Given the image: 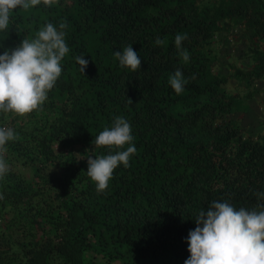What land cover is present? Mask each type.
Instances as JSON below:
<instances>
[{
	"label": "trees",
	"instance_id": "trees-1",
	"mask_svg": "<svg viewBox=\"0 0 264 264\" xmlns=\"http://www.w3.org/2000/svg\"><path fill=\"white\" fill-rule=\"evenodd\" d=\"M61 22L69 53L46 101L23 117L0 113L16 136L0 154V264H185L200 210L214 201L264 210V135L232 124L242 98L225 89L264 82V0H41L12 13L0 55ZM223 32L250 58L227 76L214 72L211 52ZM176 34L187 35L186 63ZM129 45L136 72L114 55ZM177 70L179 95L168 82ZM117 117L130 123L136 151L97 192L87 158L115 154L94 140Z\"/></svg>",
	"mask_w": 264,
	"mask_h": 264
},
{
	"label": "clouds",
	"instance_id": "clouds-1",
	"mask_svg": "<svg viewBox=\"0 0 264 264\" xmlns=\"http://www.w3.org/2000/svg\"><path fill=\"white\" fill-rule=\"evenodd\" d=\"M53 0H43L50 6ZM41 3V0H0V32L9 29L12 13L20 8L28 10ZM66 24L61 22L58 30L52 23L41 28L33 39H23L20 46L11 52L5 50L0 55V113H11L23 117L38 110L47 99L62 73L61 61L69 53L65 42ZM186 34H176L175 46L186 63L190 55L181 49ZM165 42L159 38L156 46ZM121 68L131 72L140 69L141 59L131 45L122 52L114 53ZM79 71L84 73L88 61L77 56ZM180 70L169 78V85L179 95L184 90L185 81ZM129 103L131 101L129 100ZM16 139L12 129L0 127V154L6 144ZM130 123L117 117L113 125L105 127L95 137L97 148H107L115 154L97 155L87 158L86 174L96 186L97 192L109 186L115 169L129 166V158L136 148ZM128 146L126 150L123 149ZM58 147V146H57ZM8 171L3 155H0V178ZM264 197V192L259 194ZM264 209V205L259 206ZM196 228L188 234L189 258L185 264H264V210H237L229 202H212L207 210H200L195 218Z\"/></svg>",
	"mask_w": 264,
	"mask_h": 264
},
{
	"label": "rangeland",
	"instance_id": "rangeland-1",
	"mask_svg": "<svg viewBox=\"0 0 264 264\" xmlns=\"http://www.w3.org/2000/svg\"><path fill=\"white\" fill-rule=\"evenodd\" d=\"M212 1L206 0L208 3ZM238 38L232 33L214 34L211 52L216 57V65L213 69L216 74L230 75L235 69H244L250 62L245 51L246 47ZM232 81L225 84V89L229 92H236L242 100L227 114V117L232 124L242 128L243 136L264 135V82L257 81L250 89H247L238 85L234 87L231 84Z\"/></svg>",
	"mask_w": 264,
	"mask_h": 264
}]
</instances>
